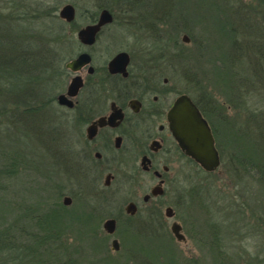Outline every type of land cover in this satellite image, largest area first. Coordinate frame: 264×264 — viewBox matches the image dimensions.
<instances>
[{"label": "rangeland", "instance_id": "obj_1", "mask_svg": "<svg viewBox=\"0 0 264 264\" xmlns=\"http://www.w3.org/2000/svg\"><path fill=\"white\" fill-rule=\"evenodd\" d=\"M102 1L99 2L112 6L118 12V18L116 26L103 34L104 42L93 49L97 66L108 61L118 50L137 55L146 51L148 56L158 55L157 57L162 54L182 55L180 75L165 72V78L170 80V87L175 88L177 85L179 91L189 94L200 103L212 98V124L216 129L222 126L218 142L221 165L213 173H206L197 166L184 165L181 179L185 187L195 186L198 189L195 188L194 206L180 208L183 217L178 218L187 221L189 218L199 225L196 229L200 233V242L197 243L194 239L186 243L177 242L171 233L173 220L166 217L167 237L165 232L158 233L154 227H149L151 225L148 219L108 217L119 213V209L126 208L132 191L130 186L119 188L118 184H112L111 188H105L103 179L100 190L103 197H97V190L91 185L89 177L80 170L76 152L72 154L62 151L64 143L73 150L78 149L77 141L80 138L77 130L72 126L67 128L65 134L59 130L58 136L54 134V140L47 133L38 134L37 121L26 125L24 118L15 122L16 124L4 123V126L0 123V149L11 148L9 145H12L25 161L18 177L8 183L9 188L5 193H0V207L9 205L12 210L9 218L13 224L9 231L18 230L19 233L11 238L18 245L26 246L24 243L27 242L31 247L7 250L9 253L6 257L12 259L13 256L16 260L14 264H33L39 241H28L26 234L35 231V217L61 205L65 208V217L81 220L73 222L65 233L67 248H54V254L58 259H65L66 264H220L211 255V249L205 245L210 235L208 227L203 224L207 218L211 221V217L220 224L221 239L227 249V257H230L227 262L264 264V182L262 178L259 180V172L246 166L241 167L235 160L238 154L257 160L264 159V152L256 145V140L253 138L255 142H252L246 137L249 132L254 137L257 136L258 144L264 143V71L260 70L262 64L257 65V59L246 48L253 39L250 35L249 38L248 35H241L243 26L239 21L236 23L241 47H236L237 52L219 34L226 33L224 24L220 21L221 10L229 12V6L235 5L234 9L241 8V15L246 16L248 6L255 5L256 0ZM94 3L89 4L86 0H45L43 5L47 4L50 9H55L58 15L65 5L73 4L79 16L85 10L95 11L96 2ZM121 3L133 9L127 20L124 19L125 14L119 11ZM223 18L225 20V15ZM77 22L80 27L85 24L83 17ZM184 36L189 38L188 43L183 41ZM183 54L188 57L187 62L184 61ZM224 55H228L226 65L239 74L236 78L240 75L251 78L249 83L241 80L238 91L234 88L229 92L232 84L228 81L232 72L226 70L227 73L224 72L225 75L221 76L215 68ZM68 75L66 86L58 96L66 92L74 76ZM254 80H257V86L253 85ZM56 107L60 114L82 116L79 108L67 113L58 104ZM219 118L226 121L227 125L220 126L217 121ZM50 119L53 122L50 126H56L55 112ZM172 176L175 177L176 174ZM67 197L73 199L69 206L64 205ZM94 209L99 214H105V217H90ZM112 218L117 221V229L115 237L108 239L104 224ZM19 228L25 231H20ZM209 230L212 240L213 232L211 228ZM114 239L120 243L118 252L112 248ZM59 249L70 254H63Z\"/></svg>", "mask_w": 264, "mask_h": 264}, {"label": "flooded vegetation", "instance_id": "obj_2", "mask_svg": "<svg viewBox=\"0 0 264 264\" xmlns=\"http://www.w3.org/2000/svg\"><path fill=\"white\" fill-rule=\"evenodd\" d=\"M99 1L102 0L97 1L94 6L95 11L85 10L79 16L76 6L71 4L76 11L75 20L71 23L60 17V11L57 15L67 25H73L74 39L81 46L80 53L68 62L82 53L91 56L90 64L78 73L66 68L68 62L65 64L68 74H74L73 77L80 75L83 81L79 95L73 99V107H65L70 112H74L79 107L84 122L80 140L77 142L78 149L74 151L79 158L80 170L89 177L91 185L98 191L95 192L97 197H103L100 195L103 179L105 188H111L112 184H118L119 188L130 186L132 191L126 208L119 209V213L108 217L148 219L151 225L149 227H154L158 233L165 232L167 237V221L164 218L166 217L168 220H173L172 226L176 223L181 227V233L185 237L182 241L174 236L171 226V233L177 242L186 243L194 239L198 243L200 233L196 228H199V225L189 218V221L178 218L183 217L180 208L194 206L198 188L185 187L181 179L184 165L197 166L202 171L209 172L201 168L181 149L171 131L168 116L175 101L182 95H188L207 120L200 106L209 107L210 100L206 99L205 103H200L189 94L179 91L177 85L175 88L170 87V80L165 78V72L170 71L177 76L180 75L181 55L162 54L157 57L158 55L148 56L144 50L138 55L118 50L108 61L97 66L93 49L100 42H104L103 34L109 28L116 26L118 18V12L112 6ZM120 1L118 0V3ZM118 8L125 14L124 19H129L128 14L133 9L123 3ZM105 10L112 15L113 21L101 27L92 45L83 44L79 39V32L88 26L98 24ZM82 17L85 24L80 27L77 21ZM122 52L129 54L126 74L124 72L113 74L109 71V63ZM80 98L82 99L78 100ZM207 122L211 127L210 122L208 120ZM172 174L176 176L173 177ZM71 200L72 204L73 199ZM90 215V217H105V214H99L95 209ZM203 226L208 227L210 238L205 245L210 248L211 221L207 218ZM115 234L116 231L114 234L107 233V238L115 237Z\"/></svg>", "mask_w": 264, "mask_h": 264}, {"label": "trees", "instance_id": "obj_3", "mask_svg": "<svg viewBox=\"0 0 264 264\" xmlns=\"http://www.w3.org/2000/svg\"><path fill=\"white\" fill-rule=\"evenodd\" d=\"M23 1L0 0V123L3 125L4 123L16 124L15 122L24 118L26 125L37 121L39 123L36 124L39 130L38 134L47 133L53 139L54 134L59 135V130L65 134L67 128L72 126L77 130L76 133L80 137L84 126L82 118L79 115L66 116L60 114L56 107L57 96L65 88L66 80L69 77L65 64L74 58L81 48L74 39L73 25L70 26L61 21L55 9H50L47 4L43 5L45 0ZM86 1L89 4L94 2L97 4L98 0ZM77 6L79 7V5ZM234 6H229V12L235 16L232 13L220 11V21L224 24L223 28L226 33L219 34H222L223 38H226V43L232 47L234 52H237L236 47H241L237 35L238 23H236L239 21V24L243 26L241 35L243 37L248 35L247 38L250 35L253 39L248 42L246 48L248 51L251 50V54L257 59V65L262 64L260 70L264 71V0H256L255 5L248 6L246 16L241 15V8L235 10ZM223 15H225V20ZM226 56L228 55L220 57L219 63L215 66L217 73L221 76L225 75L226 70L231 71L226 65ZM183 57L184 61L187 62L188 57L185 54ZM231 72V78L228 82L232 86L230 85L229 92L233 91L234 88L238 91L241 80L248 83L251 80L250 76L242 77L241 75L238 79L236 77L239 74L234 71ZM256 82L257 80H254L253 85L257 86L258 83ZM212 104L211 98L209 107L207 105L205 107L200 106V109L210 122L220 152L219 134H221V125L225 124L226 121L217 119L221 127L216 129L211 120ZM214 106L217 108L216 105ZM60 109L66 110L67 113L70 112L62 106ZM54 112L56 126L52 127L50 125H53V122H50V117L54 116ZM25 127L28 129L27 126ZM5 130L8 129L5 127ZM246 135L252 142L256 140V145L260 146L264 152V143L260 144L259 142L258 144L257 136L255 138L249 132ZM262 139L264 142V138ZM9 146L11 148L0 149V193H5V190L9 188L8 183L18 177L20 167L25 163L12 145ZM62 151L74 152L76 150L67 147L64 143ZM235 160L238 161L239 166L253 168L259 172L261 175L259 180L262 178V182H264V159L257 160L238 154ZM63 208L59 205L58 208H52L48 213L35 217V231L27 232V237H25L28 241L29 239H32L33 242L39 241V247L34 255L36 260L32 262L33 264H66L65 259H58L54 252L57 248H67L68 244L65 243L64 235L72 227L73 222L81 220L65 217L66 211ZM11 212L9 205L6 207L1 205L0 264H14L16 262L13 256L12 259L6 257V254L9 253L7 250L22 249L21 247L26 246L27 249H30L31 247L30 243L27 242L24 243L26 246L18 245L17 241L11 238V236H16L15 233H19L18 230L9 231L12 229L11 224H13L9 218ZM211 229L213 232V238L209 245L211 255L220 264H231L227 262L230 257H227V249L221 239L220 224L212 217ZM19 230L25 231L22 228ZM59 251L63 254H70L65 250L59 249Z\"/></svg>", "mask_w": 264, "mask_h": 264}, {"label": "water", "instance_id": "obj_4", "mask_svg": "<svg viewBox=\"0 0 264 264\" xmlns=\"http://www.w3.org/2000/svg\"><path fill=\"white\" fill-rule=\"evenodd\" d=\"M75 14V8L71 4L65 5L60 10V17L69 23L75 20ZM112 21V15L107 10L103 11L99 23L81 30L78 34L79 39L83 44L92 45L101 27ZM183 41L188 43L189 38L184 36ZM90 62L91 56L88 53H82L76 59L68 62L66 68L78 73ZM128 63L129 54L126 52L119 53L109 63V71L113 74L125 73ZM82 87V78L80 75H76L72 78L66 93L57 97L58 104L69 108L73 107V99L79 95ZM168 117L171 131L181 149L205 171L209 173L215 172L221 165L220 153L211 127L193 100L188 95L180 96L169 111ZM71 201V198H65L64 205L69 206ZM104 229L107 233L114 234L116 231V220L113 218L107 220L104 224ZM172 232L178 240L182 241L185 239L179 224H173ZM112 246L114 250H119L117 240L113 241Z\"/></svg>", "mask_w": 264, "mask_h": 264}]
</instances>
